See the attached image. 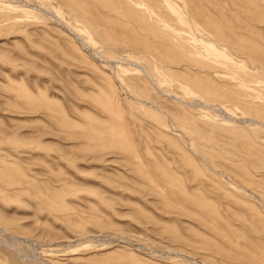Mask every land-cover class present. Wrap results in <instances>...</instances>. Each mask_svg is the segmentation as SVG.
Returning <instances> with one entry per match:
<instances>
[{
	"label": "rangeland",
	"instance_id": "1",
	"mask_svg": "<svg viewBox=\"0 0 264 264\" xmlns=\"http://www.w3.org/2000/svg\"><path fill=\"white\" fill-rule=\"evenodd\" d=\"M0 264H264V0H0Z\"/></svg>",
	"mask_w": 264,
	"mask_h": 264
}]
</instances>
